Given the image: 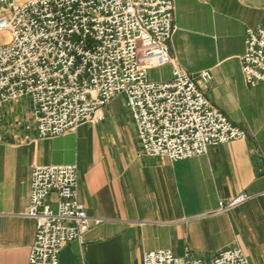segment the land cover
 I'll use <instances>...</instances> for the list:
<instances>
[{
	"label": "crops",
	"instance_id": "0c3cea01",
	"mask_svg": "<svg viewBox=\"0 0 264 264\" xmlns=\"http://www.w3.org/2000/svg\"><path fill=\"white\" fill-rule=\"evenodd\" d=\"M25 1V0H19ZM264 21V0H175L171 52L187 72L211 71L199 85L246 139L210 146L178 161L142 153L125 97L104 108L99 123L39 138L30 99L3 106L0 123V264H28L36 221L25 215L32 167L77 164L79 199L93 223L73 240L60 264H143L145 252L171 249L209 259L242 247L264 264V85L250 86L242 70L248 27ZM156 80L172 65L150 69ZM252 195L227 212L219 201ZM57 194L48 201L57 207Z\"/></svg>",
	"mask_w": 264,
	"mask_h": 264
},
{
	"label": "built area",
	"instance_id": "2783aa9c",
	"mask_svg": "<svg viewBox=\"0 0 264 264\" xmlns=\"http://www.w3.org/2000/svg\"><path fill=\"white\" fill-rule=\"evenodd\" d=\"M175 0H0V123L3 106L30 99L39 138L99 123L105 106L123 95L135 121L142 153L170 161L204 154L210 146L246 139L201 89L210 70L187 72L171 52ZM8 32L9 41L2 40ZM242 70L250 86L264 85V21L248 27ZM172 65V77H149ZM77 164L32 167L29 205L36 234L28 264H60L64 246L83 243L93 223L79 199ZM56 193L57 207L48 197ZM252 195L220 200L227 212ZM143 264H252L242 247L209 259L184 258L171 249L145 252Z\"/></svg>",
	"mask_w": 264,
	"mask_h": 264
},
{
	"label": "rangeland",
	"instance_id": "374dc122",
	"mask_svg": "<svg viewBox=\"0 0 264 264\" xmlns=\"http://www.w3.org/2000/svg\"><path fill=\"white\" fill-rule=\"evenodd\" d=\"M1 38L4 41H9L10 40V35L8 34V32H5V33L2 34ZM149 77L150 78H154V76H152V74H151V71H149Z\"/></svg>",
	"mask_w": 264,
	"mask_h": 264
}]
</instances>
